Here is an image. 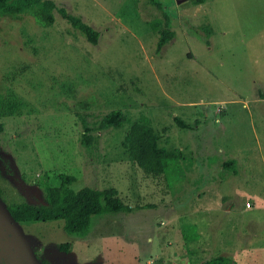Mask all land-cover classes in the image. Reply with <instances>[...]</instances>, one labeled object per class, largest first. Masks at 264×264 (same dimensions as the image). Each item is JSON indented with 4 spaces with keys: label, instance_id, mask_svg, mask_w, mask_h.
Here are the masks:
<instances>
[{
    "label": "rangeland",
    "instance_id": "rangeland-1",
    "mask_svg": "<svg viewBox=\"0 0 264 264\" xmlns=\"http://www.w3.org/2000/svg\"><path fill=\"white\" fill-rule=\"evenodd\" d=\"M54 1L51 26L0 16V264H105L88 257L103 235L138 244L140 264H264V0ZM167 19L176 35L158 52ZM114 109L124 126L99 130ZM136 121L184 158L146 175L122 145ZM62 174L74 190L115 187L134 210L94 216L85 239L63 220L12 219L10 204L46 203Z\"/></svg>",
    "mask_w": 264,
    "mask_h": 264
},
{
    "label": "trees",
    "instance_id": "trees-1",
    "mask_svg": "<svg viewBox=\"0 0 264 264\" xmlns=\"http://www.w3.org/2000/svg\"><path fill=\"white\" fill-rule=\"evenodd\" d=\"M159 8H163L161 0H149ZM207 0H197L202 4ZM57 5L54 0H0V16L10 15L21 18L23 15H33L42 25L51 26L55 23V10ZM60 14L70 21L74 27L85 34L93 43H97L99 32L82 18L69 13L66 9H59ZM207 41L210 37V29H205ZM175 31L171 28V21L167 19L166 27L162 30L157 51H162L174 38ZM264 97V93H262ZM127 120L122 109H114L103 116L98 126L99 130L123 127ZM175 122L182 128L192 129V125L186 123L181 117L175 116ZM84 127L82 143L91 147L99 143V135L94 136L97 128L90 126L85 117H81ZM129 157L148 176L159 177L167 172L171 162L182 160L184 153L181 149H168L159 145V136L152 126L136 121L122 143ZM235 161L228 159L223 166L228 170H234ZM236 172V171H235ZM1 176V171H0ZM61 184L49 186L46 189V203L33 205L27 202L12 203L8 206L10 216L18 223H37L64 221V229L69 233H75L81 237L86 236L92 226L93 217L110 212H132L133 206L125 202L115 187L99 189L90 186L79 190L72 189L69 185L76 180L73 175L62 174ZM151 205L140 206L139 209L148 208ZM61 248L69 251L70 243L61 245ZM231 259L225 255H218L206 260L204 264H230Z\"/></svg>",
    "mask_w": 264,
    "mask_h": 264
},
{
    "label": "crops",
    "instance_id": "crops-1",
    "mask_svg": "<svg viewBox=\"0 0 264 264\" xmlns=\"http://www.w3.org/2000/svg\"><path fill=\"white\" fill-rule=\"evenodd\" d=\"M86 238V236L79 237ZM88 257L104 258L105 264H140L139 247L120 236L103 235L89 241ZM114 261V262H113Z\"/></svg>",
    "mask_w": 264,
    "mask_h": 264
},
{
    "label": "water",
    "instance_id": "water-1",
    "mask_svg": "<svg viewBox=\"0 0 264 264\" xmlns=\"http://www.w3.org/2000/svg\"><path fill=\"white\" fill-rule=\"evenodd\" d=\"M179 1H181V0H179Z\"/></svg>",
    "mask_w": 264,
    "mask_h": 264
}]
</instances>
